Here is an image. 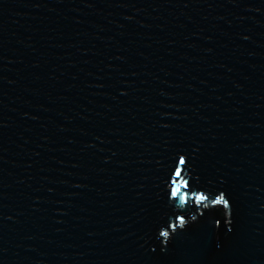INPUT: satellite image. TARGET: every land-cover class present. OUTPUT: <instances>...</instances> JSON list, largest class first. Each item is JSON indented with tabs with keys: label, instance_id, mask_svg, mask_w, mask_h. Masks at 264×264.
Returning <instances> with one entry per match:
<instances>
[{
	"label": "water",
	"instance_id": "95a60500",
	"mask_svg": "<svg viewBox=\"0 0 264 264\" xmlns=\"http://www.w3.org/2000/svg\"><path fill=\"white\" fill-rule=\"evenodd\" d=\"M0 264H264V0H0Z\"/></svg>",
	"mask_w": 264,
	"mask_h": 264
},
{
	"label": "snow or ice",
	"instance_id": "6c2138e0",
	"mask_svg": "<svg viewBox=\"0 0 264 264\" xmlns=\"http://www.w3.org/2000/svg\"><path fill=\"white\" fill-rule=\"evenodd\" d=\"M179 163L180 164H183V165H185L186 164V162H185V160H184V157H181L180 159H179ZM177 175H179V173H177ZM173 195H175V193H173ZM223 197H224V194L223 193H221L220 194V199H223ZM201 199H204V197H201ZM225 202V204H227L228 203V201H224ZM163 235H167V233H163Z\"/></svg>",
	"mask_w": 264,
	"mask_h": 264
}]
</instances>
